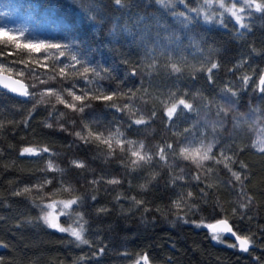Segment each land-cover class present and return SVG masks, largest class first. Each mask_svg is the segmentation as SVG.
<instances>
[{"label":"trees","instance_id":"trees-1","mask_svg":"<svg viewBox=\"0 0 264 264\" xmlns=\"http://www.w3.org/2000/svg\"><path fill=\"white\" fill-rule=\"evenodd\" d=\"M0 2L16 11L24 27L22 42L68 45L69 51L97 68L104 77L93 80L92 85L75 77L71 81L57 78L41 84L27 69L24 76L16 75V70L23 69L24 64L11 62L23 59L35 69L40 80H47L48 75L53 74V59L46 62L48 67H42L44 61H35L46 55L45 52L29 54L26 50L0 45L4 51L0 63L12 67L11 74L24 79L30 93L67 88L72 83L78 88L102 87L106 92L131 89L135 93L131 103L148 120L145 125L129 127V116L107 107L103 101H86L91 107L80 114L56 103L54 98L51 103L37 106L29 117L34 99H22L0 89V264H134L137 256L144 253L148 254L150 264H264V153L251 146L264 133V95L255 90V83L245 87L239 79L249 74L255 81L264 70V18L261 14L255 13L246 20L251 31L238 30L230 17L227 28L200 19L183 29L171 16L165 15L154 0H128V7L123 10L112 0ZM190 6H196V0H190ZM177 10H184L183 6L178 5ZM85 12L97 19H89ZM137 15L154 16L170 26L169 32L160 31L159 46L154 21L150 20L145 31L144 25L136 26ZM126 27L130 31H125ZM169 36L171 40L166 39ZM9 52L13 55H8ZM244 59L248 63L242 69L229 71ZM153 60L155 68L151 67ZM210 60L220 64L219 69L213 70L211 83L201 70L210 66ZM170 62H178L182 72L171 73L167 67ZM56 63L67 64L69 60L61 58ZM80 67L77 65L71 71ZM89 78L92 79L91 73ZM226 86L237 91V96L226 94L223 91ZM73 90L79 94L78 89ZM169 91L177 95L187 91L189 97L195 96L190 102L198 107L199 114L186 113L185 117L179 120L173 117V121L168 122L160 101ZM119 102L123 104L128 100L124 98ZM218 106L227 110V116L223 113L217 116ZM152 111L156 112L155 117H151ZM61 112L63 117L59 115ZM46 122L52 127H45ZM85 123L105 134L106 130L114 131L119 127L127 139L143 141L152 152L165 142L177 147V141L186 142L185 137L198 142L203 133L205 143H215L214 154L218 155L221 149L230 156L235 153L237 163L232 165L233 171L247 174L249 178L240 185L222 164L206 161L205 166L213 168V172L196 181L192 177L200 170L191 161L176 156H170L166 164L157 163L156 158L151 165L130 171L125 166L129 160L127 152L117 149L115 155L108 156L105 145L85 144L74 135L76 131H85ZM61 124L67 131L60 129ZM185 128H191V133L184 132ZM24 147H48L50 151L22 156L20 152ZM49 160L63 171H42ZM73 160L82 161L85 167H75ZM240 161L248 167L241 168ZM153 175L155 180H152ZM180 175L185 179L172 185L170 180ZM114 177L121 183L106 182ZM45 178L52 183L44 188V194L33 189L31 194L13 195L25 186L42 183ZM93 180L100 182L92 184ZM61 183L70 186L71 191H64ZM209 184L212 187H208ZM140 185H147V190H142ZM241 187L243 193L239 191ZM188 191L194 194L188 203L197 207L192 210L187 206L174 207L172 201L178 194ZM41 195L45 203L80 197L79 205H73L72 211L81 213L87 221L84 236L91 245L79 244L69 233L47 227L40 219L41 207L37 206ZM131 197L144 203L136 206ZM247 197L252 198L251 203ZM242 203L248 206L241 208ZM218 218H228L238 234L251 237L254 244L248 252L229 247L235 242L224 234H220L223 242L212 239L201 221L208 224ZM75 219V215L60 217L64 224L73 223ZM100 248H104L103 253H99Z\"/></svg>","mask_w":264,"mask_h":264},{"label":"snow or ice","instance_id":"snow-or-ice-1","mask_svg":"<svg viewBox=\"0 0 264 264\" xmlns=\"http://www.w3.org/2000/svg\"><path fill=\"white\" fill-rule=\"evenodd\" d=\"M113 4L119 9L123 10L128 7V0H112ZM154 2L159 6V8L163 11L165 15H169L174 19V22L178 24L183 29H188L190 25L194 22L202 19L204 23H216L225 28L228 27L227 18L230 17L235 25L238 26L239 29H246L251 31V26L249 23H245L246 19H251L255 13L261 14V17L264 18V0H196V6H190V0H154ZM183 6L182 11L177 10V6ZM83 11V9H82ZM85 15H88L85 12ZM88 18L95 21L97 19L96 16L88 15ZM102 19V17H100ZM154 21L155 27L157 28L156 33V41L159 46L160 31L169 32V25L166 23H162L160 20H157L154 16L149 18L146 16L137 15L135 17V24L137 27L144 25L145 31H148L149 22ZM125 31H130L127 27L124 29ZM242 34V33H241ZM23 36V33L14 34L10 33L8 30L0 28V45H3L4 48L8 46H12L16 50H26L29 54L31 53H40L41 51L45 52L46 55L40 58V60L35 61L36 63H40V61H44L42 63V67H48L46 63L50 58L53 59L54 63L52 66L53 74L48 75L47 80H40L39 76L36 74L34 68L30 67L28 63H26L23 59L19 61H12L11 63H20L24 64L23 69L16 70V75L24 76L25 69L29 72V74L34 77L35 80H38L41 84H47L49 81H56L59 78L60 81H71L73 77L76 79H81L85 81L87 85H92L93 80H101L104 77L100 75V71L95 67H91L87 61L82 60L77 54L69 51L68 45H60V44H49L43 42H33V41H21L20 37ZM6 38V39H5ZM171 36L166 37V39L171 40ZM178 37L176 40L178 41ZM49 50H53L51 55H49ZM4 55L3 49H0V56ZM8 55H13L12 52H9ZM61 58H66L69 60L67 64H59ZM209 65L206 68H202L207 74V78L209 83L212 82L213 79V70L219 69L220 64L215 60L208 61ZM248 63L247 59H244L234 65L233 69H229V71L240 70ZM80 65L81 67L76 71H71L76 69V66ZM151 67H156V62L153 60ZM171 73H181L182 67L179 66L178 62H170L167 66ZM58 68V71H57ZM12 73V67H6L5 64L0 63V84L3 87L8 88L13 93H17L24 97H29L35 100L33 104V109L29 112V117L31 116V112L35 111V108L40 104L51 103V99L54 98L55 102L58 104L64 105L65 108L70 109L73 112L84 113L85 109L90 108L91 104L86 103L89 100H97L105 102L107 107L113 108L118 112H125L131 121L129 127L134 125H145L148 123L142 113L139 112L131 102L135 98V93L132 92L131 89L128 92H119V91H105L102 87L95 88H84L78 86L75 83H72L70 87L67 88H47L41 90L39 93H30L28 90V86L23 84L20 80L12 79L11 75L5 76L4 72ZM105 71H107L105 69ZM254 72V70H253ZM89 73L92 75V79L89 78ZM133 75L136 74L135 70L132 72ZM242 84L247 87L250 83H255V90L259 91L262 95H264V70H261L257 80L253 81V76L249 74H244L239 78ZM33 88L36 87V84L33 83ZM73 89H78L77 91ZM147 91V90H145ZM226 94H230L231 97L237 96V91H235L232 87L226 86L223 90ZM39 96V99H35L36 96ZM46 97L48 99H46ZM186 97H188L186 99ZM70 98V99H69ZM127 98L128 102L121 104L119 101ZM195 96L189 97V93L184 91L181 95H177L176 92L169 91L166 95V98L161 100L160 103L164 108V114L167 117L168 122L173 121V117H176L177 120L185 117L186 113L196 112L199 114V109L197 106L191 101ZM234 103V101H233ZM207 107V105H204ZM53 110H55V104H52ZM139 116L137 118V115ZM223 113L224 116H227V110L223 107H217V116H220ZM51 115V112L49 113ZM60 117H63L64 113L59 114ZM156 112L152 111L151 117H155ZM149 117V119H151ZM59 119V117H57ZM27 123V121H25ZM75 123V121H72ZM45 127H52V124L45 123ZM213 131H215V124H212ZM60 129L63 131H67L63 124L60 125ZM85 131H76L74 135L81 140L83 143H93L96 142L98 144H103L107 147L108 156H113L116 153V150L119 149L121 153L127 152L129 156L128 162L125 166L130 171H136L137 169L143 168L145 166L151 165L154 159L158 158L157 163L164 162L165 164L168 161L170 156H176L183 160L191 161L195 167L200 170L195 175H193L192 179L196 181H201V177L207 176L213 172V168L206 167V161H212L213 164L219 165L222 164L228 172L231 173L232 178L238 182L240 185H243L245 179H248L247 174H242L237 171H233L232 165L237 163L234 156L235 153L230 156L227 154L225 149H221L219 154L213 153V148L215 147L214 142L205 143V137L203 133H201V138L198 142H193L185 137V143H180L177 141V147H174L172 143L165 142L162 145L157 146V150L152 152L149 148L146 147L143 141H133L127 139L124 132L117 127L114 131L106 130L105 131H94L93 128L85 123L84 124ZM191 128H185L184 132L191 133ZM176 135H182L181 133H176ZM258 152L264 153V139L257 138L252 142L251 145ZM178 149V150H177ZM241 151L243 149H240ZM50 149L48 147H44L42 149H36L32 147H24L20 155H40L41 153H47ZM122 163H124L122 161ZM72 164L77 168H84L85 164L82 161L73 160ZM241 168H247L248 166L243 162H239ZM42 171H57L62 172L58 166L54 165L51 160L48 161L46 165V169ZM183 172V169H181ZM243 175V179H242ZM155 175L152 176V180H155ZM102 179V178H101ZM185 177L183 175L175 176L170 180L172 185L176 184L177 180H184ZM99 180L91 181L92 184L99 183ZM108 184H120L121 181L118 178H112L106 181ZM151 182V181H150ZM52 181L50 179L45 178V180L36 185H32L31 187L25 186L23 189L13 192V195H24L31 194L33 189L36 190L38 194H44V188L51 184ZM231 183V181H229ZM208 187H212L211 184ZM61 188L64 191H71L70 186H64L61 183ZM142 190H147V185H140ZM55 191H60V189H56ZM241 193L244 192V188L241 187L239 190ZM201 192H204V189H201ZM207 195L206 192H204ZM51 195V194H47ZM194 197L193 192L188 191L186 194L179 193L177 199L172 201V204L177 209H180L182 206H187L189 210L196 208L195 204H189L188 201ZM93 200L96 199L95 196L92 197ZM119 199V197H117ZM248 202L251 203L252 198L247 197ZM131 200L135 203L136 206L142 205L144 202L142 200H137L135 197H131ZM81 201L80 197H75L68 200L62 201H51L45 203L42 195H41V203L37 205L41 207L42 215L40 219L47 225V227L51 229H55L61 233H69L72 237H74L75 241L79 242V244L91 245V241L85 238L84 232L86 231L84 225L87 223L84 220L83 215L79 212L72 211L73 205H79ZM247 204H241V208H246ZM59 208V211L56 212L55 209ZM44 209H50L52 211H44ZM99 211H107V209H100ZM145 211H148L145 208ZM233 215L236 214V209H232ZM75 215L76 219L73 223L78 224V227H63L59 223L60 216H72ZM183 219V217H180ZM187 222V221H185ZM201 224L207 227L212 235V239L217 240L218 242H223L220 234L228 233L231 234L235 238V243L229 244V247L238 248L242 252H248L250 245L254 244V241L250 236L247 235H239L237 231H234L233 226L229 223L228 218H221L212 224H204L201 221ZM199 226V225H198ZM104 248L99 249V253H103ZM95 255V253H94ZM134 264H150L149 257L147 253L142 255H138L134 261Z\"/></svg>","mask_w":264,"mask_h":264},{"label":"rangeland","instance_id":"rangeland-1","mask_svg":"<svg viewBox=\"0 0 264 264\" xmlns=\"http://www.w3.org/2000/svg\"><path fill=\"white\" fill-rule=\"evenodd\" d=\"M247 20V19H246ZM245 20V23H246ZM0 28L8 30L10 33L19 34L23 33V25L20 23V20L17 18V14L15 10H12L10 6L6 3L0 2ZM22 39V36L20 37V40ZM260 139H264V133L261 134ZM51 202V201H49ZM47 203V202H46ZM44 211H52L50 209H44ZM56 212L59 211V208L55 209ZM61 217V216H60ZM59 217V223L63 227H78V224L75 223H67L64 224L60 221Z\"/></svg>","mask_w":264,"mask_h":264},{"label":"water","instance_id":"water-1","mask_svg":"<svg viewBox=\"0 0 264 264\" xmlns=\"http://www.w3.org/2000/svg\"><path fill=\"white\" fill-rule=\"evenodd\" d=\"M4 75L5 76H8V75H11V77H12V79H15V80H20V81H22L23 82V84H25L26 86H28V84H27V82L24 80V79H22V78H20V77H18V76H16V75H14V74H9V73H7V71H5L4 72ZM0 89H3V90H6V91H9L10 93H12V94H14L15 96H17V97H19V98H22V99H27L28 97H24V96H21V95H19V94H17V93H13L12 91H10L8 88H5V87H3V85L2 84H0ZM28 90H29V86H28ZM219 219H221V218H218V219H216V220H214V221H212V222H210V223H208V224H212V223H215L217 220H219ZM230 223V222H229ZM231 224V223H230ZM234 229V228H233ZM235 231V230H234ZM222 234H224L226 237H228V238H230V239H232L234 242H236L235 241V238L233 237V236H231V234H228V233H222ZM240 235V234H239ZM251 246V245H250Z\"/></svg>","mask_w":264,"mask_h":264}]
</instances>
